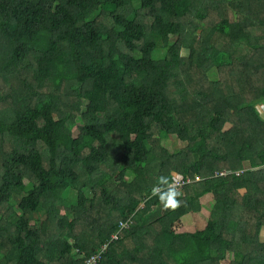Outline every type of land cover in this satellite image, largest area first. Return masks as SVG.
<instances>
[{"label":"trees","instance_id":"obj_1","mask_svg":"<svg viewBox=\"0 0 264 264\" xmlns=\"http://www.w3.org/2000/svg\"><path fill=\"white\" fill-rule=\"evenodd\" d=\"M262 26L264 0H0V264H264Z\"/></svg>","mask_w":264,"mask_h":264},{"label":"rangeland","instance_id":"obj_2","mask_svg":"<svg viewBox=\"0 0 264 264\" xmlns=\"http://www.w3.org/2000/svg\"><path fill=\"white\" fill-rule=\"evenodd\" d=\"M254 35L258 36V35H262L264 34V26H262L261 28H258L256 32H253ZM230 46V40H225V39H221V42L219 44L220 48H226L229 49ZM163 49H160V53H162ZM200 73V74H199ZM196 72V67H194V70L190 73V77L187 79L186 83L189 89L191 90H196V86H200L202 85V83L204 82V78L202 76L203 72ZM206 76L208 77H213L212 74H210V72H206ZM13 82V83H12ZM0 91L1 93L3 92H7L9 91L10 88L15 87L16 86V82L15 81H10L7 82L5 81V83L0 79ZM258 109L260 110V113L262 114V116L264 117V107L261 104L257 105ZM78 124H76L73 128L75 133H78ZM229 124L226 125V127H228ZM156 135V132L154 133ZM175 138L174 136H171L169 138H167L166 140V146L169 148H172L173 146L177 145V142L175 143ZM153 144V148L154 150H157L158 148L156 147V140L154 139V141H152ZM253 158H250L246 161H244V166L248 167L250 166V161ZM106 171H110V167H105ZM132 175L130 173H127L124 177L123 180H118V179H114V177L111 178V180L109 181L110 184V188L112 189V191H114L116 193V195H121V194H126L128 192H133V189L135 188L136 185H134V182L132 180ZM177 177V176H176ZM181 177V175L179 174V178ZM196 180V178L194 179ZM64 196L68 197L69 199H74V193L72 191H65ZM211 198H209V195L204 196L201 199V210H199L198 212H192V213H188L186 215H184L182 217V220L180 221V224L177 226V230H181V231H194V230H198L201 231L205 225V222L207 221V216L208 213L211 209ZM143 204H140L139 207H141ZM61 209L62 206H61ZM160 209L163 211L162 207H160ZM103 211L106 212V208H103ZM157 213V212H156ZM154 214L152 217V221H155L156 218L159 216V214ZM33 223V221H31ZM52 226V225H51ZM80 228H84L83 226H78V229ZM260 238L261 240H264V227L262 228L261 232H260ZM223 261H220L217 264H224L221 263ZM229 263V262H227ZM57 264V263H54Z\"/></svg>","mask_w":264,"mask_h":264},{"label":"clouds","instance_id":"obj_3","mask_svg":"<svg viewBox=\"0 0 264 264\" xmlns=\"http://www.w3.org/2000/svg\"><path fill=\"white\" fill-rule=\"evenodd\" d=\"M155 187L159 189L155 195L164 211H176L181 206L184 194L179 174L175 179L171 175L159 176Z\"/></svg>","mask_w":264,"mask_h":264},{"label":"built area","instance_id":"obj_4","mask_svg":"<svg viewBox=\"0 0 264 264\" xmlns=\"http://www.w3.org/2000/svg\"><path fill=\"white\" fill-rule=\"evenodd\" d=\"M218 174H224V171L218 172ZM198 179V177H196ZM181 184L183 185L185 182V180H183L181 177L179 178ZM125 223H122L121 225H124ZM113 238H116V234L112 235ZM105 244L102 245L96 252L91 253L85 260H84V264H95L97 259L100 257V253L102 252V250H104Z\"/></svg>","mask_w":264,"mask_h":264},{"label":"water","instance_id":"obj_5","mask_svg":"<svg viewBox=\"0 0 264 264\" xmlns=\"http://www.w3.org/2000/svg\"><path fill=\"white\" fill-rule=\"evenodd\" d=\"M154 191H155V189H154Z\"/></svg>","mask_w":264,"mask_h":264}]
</instances>
